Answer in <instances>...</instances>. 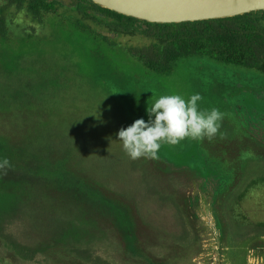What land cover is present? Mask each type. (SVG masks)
<instances>
[{"label":"rangeland","instance_id":"1","mask_svg":"<svg viewBox=\"0 0 264 264\" xmlns=\"http://www.w3.org/2000/svg\"><path fill=\"white\" fill-rule=\"evenodd\" d=\"M58 1L72 15L49 18L47 33H70L84 17L80 0ZM104 45L92 54L86 38L70 35L65 47L41 45L17 60L0 51V94L20 112L0 117V160L11 165L0 176L31 189L25 199L0 196V264H264V182L249 188L264 180V153L237 160L228 146L232 118L264 145V76L199 57L156 76ZM138 90L145 98L135 114L129 96ZM153 91L199 93L201 110L225 113L211 140L228 152L227 169L213 158L217 144L200 139L165 144L155 160L126 154L117 133L147 121ZM98 192L133 217L143 250L127 248L111 211L89 197Z\"/></svg>","mask_w":264,"mask_h":264},{"label":"trees","instance_id":"2","mask_svg":"<svg viewBox=\"0 0 264 264\" xmlns=\"http://www.w3.org/2000/svg\"><path fill=\"white\" fill-rule=\"evenodd\" d=\"M0 1L6 2V5L0 10V51L11 55L14 60L21 59L25 54L35 55L41 45H48L52 50L60 45L65 47L70 35H77L87 39L92 54L103 50L102 44L115 50L122 49L130 61H134L156 76L171 73L180 62L191 57L211 60L264 76V12H255L229 19L163 25L143 23L104 9L88 0H80L76 10L83 14V20L76 25L69 24L70 33H65L63 29L51 30L47 33L46 25L49 18L56 16L64 22L68 21L72 15L69 11H65V7L60 1ZM13 8L15 10L11 11ZM62 11L65 13L62 14ZM99 14H105L106 16H103L111 20H104L100 18ZM14 25L21 28L14 27L13 30L11 27ZM102 32L111 34L117 32L119 36L138 38L141 43L137 45L125 44L119 42L114 35H105ZM140 34L142 36H138ZM116 66L120 68L119 72H123V62ZM6 79H8L7 76ZM3 86V82L0 81V89H3ZM6 87L9 85L6 84ZM144 98L145 96L140 90L129 96L133 113H140ZM16 116H20V112L14 108L12 101L4 99L0 94V117L10 120ZM232 123L233 131L237 132L235 133L236 137L229 139L228 142L232 158L238 160L245 151L255 153V155L264 153V145L251 139L234 118H232ZM6 126L9 127L8 122ZM31 129L32 127L26 130ZM206 141L210 147L217 144V151L220 153L217 157H212L217 164L221 163L222 168L227 169L229 156L228 152L222 150L221 146L223 145H219L217 141L212 143V140L207 137L203 141L200 140L203 143ZM262 182L264 180L252 183L249 187L250 191L257 188ZM12 183L18 185L0 176V196L11 195L16 198L19 196L18 198L21 199L31 196L29 186L11 187ZM89 197L95 198L93 201L99 203L97 208L107 207L111 211L112 222L114 224V219L118 221L119 226L117 227L115 224L114 226L125 238L127 248H130L134 254L143 250L142 246L138 244V227L135 225L133 217L129 214L126 215V210L124 212L120 206L109 202L99 192L98 195L90 193ZM150 259L152 261L150 264L162 263L158 259L151 257Z\"/></svg>","mask_w":264,"mask_h":264},{"label":"clouds","instance_id":"3","mask_svg":"<svg viewBox=\"0 0 264 264\" xmlns=\"http://www.w3.org/2000/svg\"><path fill=\"white\" fill-rule=\"evenodd\" d=\"M146 109L148 119H137L117 133L126 154L132 159H158L161 148L177 145L185 138H214L220 131L225 113L218 108L201 110L203 97L195 93L185 98L180 94L158 95L155 91ZM7 158L0 169L10 167Z\"/></svg>","mask_w":264,"mask_h":264},{"label":"water","instance_id":"4","mask_svg":"<svg viewBox=\"0 0 264 264\" xmlns=\"http://www.w3.org/2000/svg\"><path fill=\"white\" fill-rule=\"evenodd\" d=\"M143 23L175 25L264 12V0H88ZM163 264V262L161 263Z\"/></svg>","mask_w":264,"mask_h":264},{"label":"flooded vegetation","instance_id":"5","mask_svg":"<svg viewBox=\"0 0 264 264\" xmlns=\"http://www.w3.org/2000/svg\"><path fill=\"white\" fill-rule=\"evenodd\" d=\"M103 15H105V14H103ZM102 14H99V16H100V18H102V19H104V20H107L108 18L107 17H105V16H103ZM109 22V21H108ZM137 28L139 27V26H136ZM101 31V30H100Z\"/></svg>","mask_w":264,"mask_h":264}]
</instances>
